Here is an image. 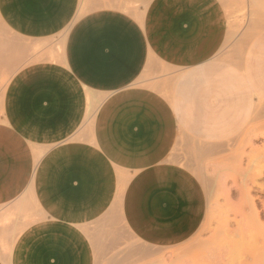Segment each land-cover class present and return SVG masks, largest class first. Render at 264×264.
<instances>
[{
    "label": "crops",
    "instance_id": "obj_1",
    "mask_svg": "<svg viewBox=\"0 0 264 264\" xmlns=\"http://www.w3.org/2000/svg\"><path fill=\"white\" fill-rule=\"evenodd\" d=\"M129 1L134 12L0 0L17 33L63 38L58 60L22 67L4 92L0 207L14 225L29 198L38 209L11 240L0 228V264H96L97 250L110 261L118 220L141 249L184 243L205 224L208 179L173 150L264 129V0H247L244 29L232 0L230 58L221 0Z\"/></svg>",
    "mask_w": 264,
    "mask_h": 264
},
{
    "label": "rangeland",
    "instance_id": "obj_2",
    "mask_svg": "<svg viewBox=\"0 0 264 264\" xmlns=\"http://www.w3.org/2000/svg\"><path fill=\"white\" fill-rule=\"evenodd\" d=\"M84 1L81 0V6L87 3L85 10L112 7L134 12L139 7L129 0ZM221 1L225 6L229 28L226 42L229 47L226 48L225 45L224 49L225 55L230 58L232 0ZM234 15L236 29L248 27L247 0H240L239 7L236 2ZM62 41L63 38L59 35L47 38L23 36L11 29L0 15V118L3 115L4 92L14 74L31 63L58 60L63 53ZM165 72L162 69V73H159L163 75ZM155 76L160 77L159 74H152L146 79ZM249 131L240 141H228L227 147L222 149L173 150L172 156L175 158L172 159L189 167L199 177L204 174L208 179L203 182L209 196L208 216L205 224L189 240L172 247H157L156 251L161 256L158 260H141L138 259L140 256L133 253L140 255L138 251L141 250L142 242L125 222L113 221L111 229L117 232L120 243L112 245L110 261L108 256L97 250L96 264H114V255L119 254L122 249L124 253L128 247L127 251L133 252L131 255L134 256L124 264L133 261L132 264H264V129L257 125ZM25 204L21 208L29 209L28 215L22 216L19 225H14L13 222L20 216L8 211L9 207H0V228L7 232L6 236L10 240L37 215V212H33L35 215L32 213L34 216L31 214V211L38 209L32 198ZM0 244L1 249L8 251L9 243L1 240ZM144 249L154 250L146 246Z\"/></svg>",
    "mask_w": 264,
    "mask_h": 264
},
{
    "label": "bare ground",
    "instance_id": "obj_3",
    "mask_svg": "<svg viewBox=\"0 0 264 264\" xmlns=\"http://www.w3.org/2000/svg\"><path fill=\"white\" fill-rule=\"evenodd\" d=\"M122 190V189H121ZM252 200H253V198H252ZM252 200H250L249 199V201L251 202ZM253 203V202H252ZM252 205V204H251ZM254 215V214H253ZM258 217V216H257ZM259 223V222H258ZM261 224V223H260ZM259 225V224H258ZM262 226H263V224H262ZM259 228V227H258ZM261 229V228H260ZM245 231V230H244ZM264 233V232H263ZM263 233H261L262 235H263ZM264 237V236H263ZM263 237H262V239H263ZM117 241V240H116ZM252 241V240H251ZM115 242V241H114ZM264 243V242H263ZM253 246V245H252ZM255 246V245H254ZM123 248H125V247H123ZM129 248V247H128ZM128 248H127V250H128ZM253 248V247H252ZM255 248V247H254ZM121 250V249H120ZM123 251H124V249H122ZM127 250H125V252L123 253V251H120V253L118 254L117 252H115V253H117L116 255H114V257H113V262H114V264H123L125 261H127V260H130L129 258H131L132 257V253L133 252H128ZM132 251V250H131ZM139 252V254H140V257L141 258H145V259H147V258H149V259H153V260H158L161 256H160V254L158 253V251H156V250H151V249H144V248H142L140 251H138ZM183 252V251H182ZM122 253H123V255H122ZM179 254V253H178ZM250 255H252V254H250ZM254 255H255V252H254ZM253 255V256H254ZM257 255V254H256ZM252 256V257H253ZM258 256V255H257ZM257 258H259V257H257ZM254 259H256V258H254ZM152 260V261H153ZM262 260V259H261ZM257 261V260H256ZM259 261V260H258ZM255 263V262H254Z\"/></svg>",
    "mask_w": 264,
    "mask_h": 264
}]
</instances>
